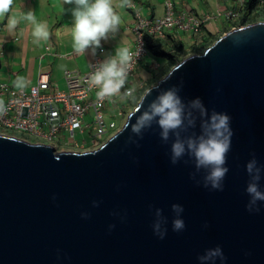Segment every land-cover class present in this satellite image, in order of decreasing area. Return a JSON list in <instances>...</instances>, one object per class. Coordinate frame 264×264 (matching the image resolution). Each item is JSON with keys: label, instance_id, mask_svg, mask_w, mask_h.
<instances>
[{"label": "water", "instance_id": "95a60500", "mask_svg": "<svg viewBox=\"0 0 264 264\" xmlns=\"http://www.w3.org/2000/svg\"><path fill=\"white\" fill-rule=\"evenodd\" d=\"M181 80L185 103L199 98L209 112L231 117L224 190L197 185L192 163L172 165L171 143L156 126L139 147L127 144L129 116L106 143L82 152L0 133V264H200L198 256L218 245L224 264H264V202L250 214L245 192L253 153L264 165V21L233 28L185 58L138 106ZM173 204L184 207L180 233L172 230ZM156 208L167 218L163 240L152 228Z\"/></svg>", "mask_w": 264, "mask_h": 264}, {"label": "clouds", "instance_id": "9594fccd", "mask_svg": "<svg viewBox=\"0 0 264 264\" xmlns=\"http://www.w3.org/2000/svg\"><path fill=\"white\" fill-rule=\"evenodd\" d=\"M62 4L74 5L71 10L73 17L71 47L75 54L85 55L89 49L95 54L96 49L102 47V40H108L110 35H114L120 30L122 17L115 6L116 0H62ZM14 5L15 0H0V21L7 18L5 29L11 34L16 31L22 21L27 22L31 28L33 44L36 46L47 44L51 35L48 24L38 21L35 12L31 10L20 15L13 14ZM130 5L131 0H119L118 2L119 9ZM23 32L24 30L21 29V35ZM133 56L129 46L119 44L115 49V54L109 55L90 74L88 83L90 87L97 89V101L118 98L131 100L135 103V88H126ZM12 84L14 88L23 92L28 86V81L23 76H17ZM182 87L183 80L179 85L160 91L146 108L144 107L146 98L143 99L140 105L129 113V122L125 128L130 127L131 134L126 143L136 144L139 147V140L143 139L145 131L156 126L159 129L161 141L164 144L171 143L170 162L172 165H177L182 160L185 164L192 163L195 171L191 173V179L197 185L202 183L204 188L211 191H223L224 180L229 172V168L225 165L234 135L231 128V117L226 112L215 110L209 112L199 98L185 103L178 94ZM122 90H124L123 93ZM6 112L5 101L0 98V116ZM137 113L140 114L137 115ZM134 117L135 123H131ZM197 126H199V132L196 131ZM0 133L8 134V132ZM62 151L76 150L64 149ZM186 157L187 159H185ZM245 170L249 177L245 189L249 197L246 210L250 214L259 213L260 203L264 202V190H261L260 185L261 180L264 179V165L258 164L253 153L252 159L246 163ZM201 172L204 173L202 180L197 179ZM53 200H55V196ZM99 205V201L92 202L93 207H99ZM171 207L175 214L172 230L177 233L183 232L186 229L185 221L181 218L184 207L180 204H173ZM113 215L119 216L120 214L114 212ZM154 215L153 232L163 240L168 231L167 218L160 208L155 209ZM81 217L87 220L90 218V213L82 212ZM120 218L122 221L125 219L123 216ZM115 227V224L109 225V232ZM204 227L207 228L208 225L205 224ZM198 260L200 264H216L217 260L224 264L227 257L222 247L218 245L215 248L207 249L203 255L198 256Z\"/></svg>", "mask_w": 264, "mask_h": 264}, {"label": "built area", "instance_id": "2783aa9c", "mask_svg": "<svg viewBox=\"0 0 264 264\" xmlns=\"http://www.w3.org/2000/svg\"><path fill=\"white\" fill-rule=\"evenodd\" d=\"M165 6L164 15L155 18H145L141 16L139 10L135 11L138 18V23L133 28L136 41L134 48L131 49L134 56L126 88H132L131 78L149 53L147 45L149 36L163 37L171 32L175 34L191 32L200 36L205 23L213 19V15L201 18L193 12H177L172 0H166ZM129 7L134 8L135 3L131 1ZM224 15L229 20H235L240 14L230 10ZM104 52V47L96 49L87 72L79 73L73 70L65 72L67 90L60 91L51 86L49 71H41L37 82L29 89L25 88L23 92L9 83H1L0 98L5 101L7 112L0 116V132H17L35 137L37 143L50 144L57 151L79 150L89 142L91 146H98L95 148L102 146L107 140L100 142L98 136L109 135V140L121 130L120 123L114 119L108 121L106 118L111 109L118 106L114 104L115 98L97 101V89L90 87L88 83L90 74L104 61ZM153 66L155 68L159 64L155 62ZM77 131L82 138L76 139ZM70 137L73 139H68Z\"/></svg>", "mask_w": 264, "mask_h": 264}, {"label": "crops", "instance_id": "0c3cea01", "mask_svg": "<svg viewBox=\"0 0 264 264\" xmlns=\"http://www.w3.org/2000/svg\"><path fill=\"white\" fill-rule=\"evenodd\" d=\"M135 3V7L118 8L119 0H116L117 11L122 17V24L118 33L110 35L109 39L101 41L102 47L105 48L103 53L104 60L109 55L115 54V49L119 44H124L134 48L136 36L133 31L134 26L138 23L135 15L136 9L139 10L141 16L145 18H155L163 16L166 11V0H131ZM175 4L177 12H193L198 17L212 16L213 19L205 23V28L214 34L222 35L226 33L227 26L230 22L224 13L230 10L239 11L247 0H172ZM74 5H63L62 0H15L12 9L13 14H23L31 10L35 12L38 21L46 22L51 33L47 44L36 46L32 42L31 28L27 22L22 21L14 33H9L5 29L7 18L0 21V84L9 83L13 86L12 81L17 76H23L28 81L29 89L38 79L41 71H49L51 86L56 90H67V81L65 72L73 70L79 73H85L90 67V63L94 59V54L89 49L85 55L75 54L71 47V26L73 23L72 8ZM219 13L221 15L219 16ZM205 28L200 36H196L194 43L189 45H199L205 36ZM21 29L24 30L21 35ZM223 32V33H222ZM188 35L191 32H174L167 33L163 37L155 38L156 47L163 48L164 51L173 52L174 44L182 42L187 45ZM208 36V35H207ZM206 37V36H205ZM188 46V45H187ZM168 48V49H165ZM150 52L146 59L141 63L131 78V87L137 83L136 78L141 81L139 91L147 86L155 69L161 67L158 59L151 57L152 64L147 62L150 58ZM157 61L159 66L154 68ZM166 60H164V63ZM165 65V64H164ZM162 69V68H161ZM139 93V92H138ZM138 93L136 98L138 97ZM142 98V97H141ZM141 100V99H140ZM139 100V101H140ZM123 110L122 104L118 105ZM85 147H91L89 142ZM84 147V148H85Z\"/></svg>", "mask_w": 264, "mask_h": 264}, {"label": "trees", "instance_id": "16d2710c", "mask_svg": "<svg viewBox=\"0 0 264 264\" xmlns=\"http://www.w3.org/2000/svg\"><path fill=\"white\" fill-rule=\"evenodd\" d=\"M240 18H238L234 22H230L227 26L226 33L230 31L234 27H242L245 25H249L252 23L264 21V0H247L244 3L243 7L240 9ZM205 28V26H204ZM206 34L203 36V40L199 45L194 44L192 45V53H203L206 49H208L211 45H213L222 35H217L214 33L209 32L205 28ZM208 35V36H207ZM154 37L147 38V45L149 49L155 48L157 44H155ZM186 46L182 42H177L174 44L173 52L170 51H160L156 54L158 59L166 60L165 65L161 69L160 73L156 71H149L152 74L150 81L147 83V86L143 87L139 93L138 97L136 98V103L141 99L144 95L145 91L158 83L159 80L167 76V74L172 70L173 67L178 65L188 56L189 50L185 49ZM22 138V137H21ZM26 139V138H24Z\"/></svg>", "mask_w": 264, "mask_h": 264}, {"label": "rangeland", "instance_id": "374dc122", "mask_svg": "<svg viewBox=\"0 0 264 264\" xmlns=\"http://www.w3.org/2000/svg\"><path fill=\"white\" fill-rule=\"evenodd\" d=\"M235 28H237V27H235ZM224 34H226V33H224ZM224 34H222V35H224ZM187 37H188V40H187V45L188 46L186 45L185 49L189 50V45L191 43H194L196 35H194V34L193 35H188L187 34ZM165 49H168V48L165 47ZM162 50H163V48H161V47H155V48L149 49L150 56L156 60V59H158L156 54L158 52L162 51ZM193 54H196V53H192L191 50H189L188 56L193 55ZM151 57L147 60V62H149L150 64H152ZM158 60H159V62H161L160 63L161 67H159V68H157L155 70H156V72L160 73L161 68H163L165 63L161 59H158ZM135 78H136V82L137 83L133 84L132 88H135V93L134 94H137L139 92V88L141 87L140 86L141 81L138 79V77H135ZM139 102L140 101H138V103H136V102L133 103L131 100H120L118 98H115L114 104H118V105L122 104V106L124 108H123V110H121L120 106H116L115 108L111 109L110 114H107V116H106L107 120L109 121L111 119H114L117 123H120V128H122L123 125L126 123V121L128 119L129 113L134 111V109L138 106ZM121 113H122V115H121ZM91 132H93V130H91ZM8 134H10V135L15 134L17 137L26 138V139H28L31 142L32 141L33 142H37V139L35 137H29V136H26V135H24L22 133L8 132ZM80 138H82L81 134L79 133V131H77L76 132V139H80ZM108 138H109V135H101V136L97 137V139H99L100 142H104V141L108 140ZM68 139L72 140L73 138L70 137ZM65 146H63V147H65ZM96 146L97 145H92L91 147H85V148L80 147L79 150H76V151H89V150L97 149V148H95Z\"/></svg>", "mask_w": 264, "mask_h": 264}]
</instances>
